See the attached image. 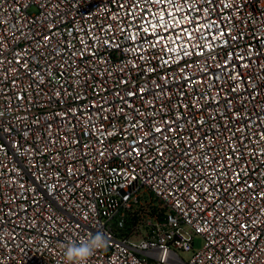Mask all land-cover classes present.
<instances>
[{"label":"built area","instance_id":"built-area-1","mask_svg":"<svg viewBox=\"0 0 264 264\" xmlns=\"http://www.w3.org/2000/svg\"><path fill=\"white\" fill-rule=\"evenodd\" d=\"M96 232L86 264H264V0H0V264Z\"/></svg>","mask_w":264,"mask_h":264},{"label":"clouds","instance_id":"clouds-1","mask_svg":"<svg viewBox=\"0 0 264 264\" xmlns=\"http://www.w3.org/2000/svg\"><path fill=\"white\" fill-rule=\"evenodd\" d=\"M106 243L105 236L100 232H96L78 242L70 241L63 245V254L67 264H86L88 257L96 250L104 248Z\"/></svg>","mask_w":264,"mask_h":264},{"label":"rangeland","instance_id":"rangeland-1","mask_svg":"<svg viewBox=\"0 0 264 264\" xmlns=\"http://www.w3.org/2000/svg\"><path fill=\"white\" fill-rule=\"evenodd\" d=\"M203 246V240L201 238H196L194 242L195 249L199 250Z\"/></svg>","mask_w":264,"mask_h":264},{"label":"snow or ice","instance_id":"snow-or-ice-1","mask_svg":"<svg viewBox=\"0 0 264 264\" xmlns=\"http://www.w3.org/2000/svg\"><path fill=\"white\" fill-rule=\"evenodd\" d=\"M153 2L154 3H162V2H164V0H153ZM169 2H171V0H169ZM221 34H223V33H221ZM249 187H252V185H249Z\"/></svg>","mask_w":264,"mask_h":264}]
</instances>
